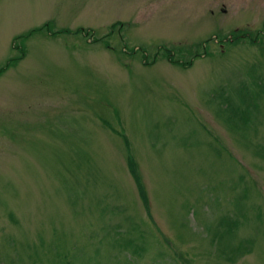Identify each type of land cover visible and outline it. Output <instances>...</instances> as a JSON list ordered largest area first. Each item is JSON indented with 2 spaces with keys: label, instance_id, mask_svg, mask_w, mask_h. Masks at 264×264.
<instances>
[{
  "label": "rangeland",
  "instance_id": "rangeland-1",
  "mask_svg": "<svg viewBox=\"0 0 264 264\" xmlns=\"http://www.w3.org/2000/svg\"><path fill=\"white\" fill-rule=\"evenodd\" d=\"M262 31L264 0H0V264H264Z\"/></svg>",
  "mask_w": 264,
  "mask_h": 264
},
{
  "label": "trees",
  "instance_id": "trees-1",
  "mask_svg": "<svg viewBox=\"0 0 264 264\" xmlns=\"http://www.w3.org/2000/svg\"><path fill=\"white\" fill-rule=\"evenodd\" d=\"M47 27H48V25H45V26H43L42 28H43V29H48V30H49V28H47ZM49 27H51V24H50ZM35 31H37V30H33V31H30V32L33 33V32H35ZM45 31H46V30H45ZM80 31H81V29L79 30V32H80ZM20 37H21V36H19V37H17V38L15 37V38L13 39V41H15L16 39H18V38H20ZM165 54H166L168 57H171L169 51H165ZM14 59H15V60H14ZM14 59H13V60H9V61L4 65V67L1 68V70H0V74H2L7 68L16 66V64L18 63V61H20L21 57L14 58ZM170 59H172V58H170ZM172 60H173V59H172ZM173 61H174V60H173ZM10 62H11V64L8 65ZM173 64H175V65H179L181 68H187L188 66H190L189 63L186 64V65H184V64H180V63H178V62H176V61H174ZM128 166H129V170H130V172H131V175L133 176V180H134V182H135V184H136V186H137L138 192L140 193V195L142 196V199H143L144 203L146 204V206H145L146 209L149 211L148 199H147L146 192H145V190H144V188H143V186H142V183H140L141 180L139 179V175H138V173H137L136 166H135V164L133 163V161H132L131 159L128 160ZM145 204H144V205H145Z\"/></svg>",
  "mask_w": 264,
  "mask_h": 264
},
{
  "label": "bare ground",
  "instance_id": "bare-ground-1",
  "mask_svg": "<svg viewBox=\"0 0 264 264\" xmlns=\"http://www.w3.org/2000/svg\"><path fill=\"white\" fill-rule=\"evenodd\" d=\"M54 35H56V34L54 33L52 36H54ZM24 58H25V54L24 55L22 54L21 59L23 60Z\"/></svg>",
  "mask_w": 264,
  "mask_h": 264
}]
</instances>
